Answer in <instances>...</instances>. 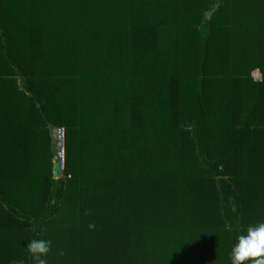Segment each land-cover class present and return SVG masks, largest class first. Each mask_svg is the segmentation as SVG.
<instances>
[{
    "label": "trees",
    "instance_id": "16d2710c",
    "mask_svg": "<svg viewBox=\"0 0 264 264\" xmlns=\"http://www.w3.org/2000/svg\"><path fill=\"white\" fill-rule=\"evenodd\" d=\"M258 222L264 0H0V264H231Z\"/></svg>",
    "mask_w": 264,
    "mask_h": 264
},
{
    "label": "clouds",
    "instance_id": "9594fccd",
    "mask_svg": "<svg viewBox=\"0 0 264 264\" xmlns=\"http://www.w3.org/2000/svg\"><path fill=\"white\" fill-rule=\"evenodd\" d=\"M94 224H89L92 229ZM51 241L46 239H32L25 244L27 252L35 264H48L47 254L50 251ZM62 254V252L60 253ZM231 264H264V222L247 227L245 233L239 234L233 243Z\"/></svg>",
    "mask_w": 264,
    "mask_h": 264
},
{
    "label": "built area",
    "instance_id": "2783aa9c",
    "mask_svg": "<svg viewBox=\"0 0 264 264\" xmlns=\"http://www.w3.org/2000/svg\"><path fill=\"white\" fill-rule=\"evenodd\" d=\"M53 135L56 142V157L58 162V172L53 171L54 179H59L63 176L64 171V143L65 130L63 128H56L53 130Z\"/></svg>",
    "mask_w": 264,
    "mask_h": 264
},
{
    "label": "water",
    "instance_id": "95a60500",
    "mask_svg": "<svg viewBox=\"0 0 264 264\" xmlns=\"http://www.w3.org/2000/svg\"><path fill=\"white\" fill-rule=\"evenodd\" d=\"M50 134H51V142H52V151H53V155H54V171L58 172V162H57L56 149H55L56 142H55V137L53 135V128H51Z\"/></svg>",
    "mask_w": 264,
    "mask_h": 264
},
{
    "label": "rangeland",
    "instance_id": "374dc122",
    "mask_svg": "<svg viewBox=\"0 0 264 264\" xmlns=\"http://www.w3.org/2000/svg\"><path fill=\"white\" fill-rule=\"evenodd\" d=\"M255 78H257V76L254 75Z\"/></svg>",
    "mask_w": 264,
    "mask_h": 264
}]
</instances>
